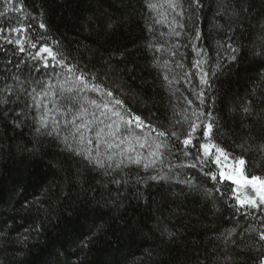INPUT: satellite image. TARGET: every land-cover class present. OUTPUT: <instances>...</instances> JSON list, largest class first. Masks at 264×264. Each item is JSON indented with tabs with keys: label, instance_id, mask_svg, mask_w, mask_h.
<instances>
[{
	"label": "trees",
	"instance_id": "trees-1",
	"mask_svg": "<svg viewBox=\"0 0 264 264\" xmlns=\"http://www.w3.org/2000/svg\"><path fill=\"white\" fill-rule=\"evenodd\" d=\"M201 2L204 7L196 14L202 33L198 47L205 48L210 58L203 67L209 72L211 87L200 84L198 70L193 67L196 52L183 46L178 51L183 54L184 68L170 65L174 69L171 75L179 83H164L162 70L154 65L147 45L171 47L177 39L181 45L189 41L185 36L161 35L171 31V16L167 23H156L160 16L147 8L145 0H12L13 8L22 3V13L37 17L30 22L35 32L45 37L41 43L51 45L58 40L69 63L94 74L96 82L112 89L146 124L168 130L183 115L191 116L194 108L211 111L220 133L217 137L214 129L216 143L236 157L243 156L249 174L264 177V157L254 151L264 141V58L253 55L254 51H264V0ZM5 7L0 3V12ZM241 7L248 11L238 20L233 12ZM20 15L9 10L7 18L0 17V25L14 26L8 18ZM196 15L189 11L178 19L185 29H191ZM39 22L46 28L39 29ZM35 32L29 30L33 37ZM5 34L19 38L16 33ZM228 36L238 48L237 60L221 57L222 67L212 75L217 42ZM0 45L6 49L0 51V74L8 57L13 64L24 59L32 65L27 53H19L15 44L0 39ZM52 47L55 50L57 46ZM158 55L161 62L169 58L167 52ZM186 71L192 74L185 77ZM18 74L22 80L27 75ZM32 75L40 78L42 73ZM201 88L205 91L204 105L195 95ZM246 106L251 116L243 113ZM135 131L139 134L141 130ZM240 144L247 150H241ZM34 148L31 155L25 151ZM183 171L200 176L198 169ZM137 173L146 183L125 186L128 190L122 191V206L115 207L109 191L114 193L116 186L103 188L108 177L99 170L72 155L59 140L37 136L30 126L14 128L10 119L0 118V264H196L194 252L199 264H235L228 259L235 255L229 251L233 245L220 244L219 234L236 225L237 219L241 228L261 227L260 213L233 218L223 204L215 203L203 191L174 179L148 180L156 171L133 166L132 176ZM137 189L144 199L136 198ZM82 242H87L86 248L81 247Z\"/></svg>",
	"mask_w": 264,
	"mask_h": 264
},
{
	"label": "snow or ice",
	"instance_id": "snow-or-ice-1",
	"mask_svg": "<svg viewBox=\"0 0 264 264\" xmlns=\"http://www.w3.org/2000/svg\"><path fill=\"white\" fill-rule=\"evenodd\" d=\"M145 2L148 9L160 16L156 23H167V18L171 16V31L161 35L177 38L185 36L189 41V44L181 45L177 39L171 47L157 43L147 45L152 52L154 65L162 70L164 83L168 86L179 83L175 76L171 75L174 69L170 68V65L184 68L183 54L178 51L183 46L191 47L196 52L198 58L193 67L198 70L200 84L211 87L209 72L203 67L210 58L205 48L198 47L202 33L198 26L200 18L196 14L204 7L201 0ZM0 3L6 5L4 11L0 12V17L7 18L9 10L21 13L18 17L8 18L14 26L0 25V39L6 44H15L17 51L27 53L32 61L29 66L24 59L15 64L11 57L6 60L5 71L0 74V118L10 119L14 128L30 126L37 136L59 140L72 155L80 157L86 165L99 170L103 176L108 177V181L102 185L103 188L108 189L109 184L116 186L114 193L109 191L115 207L122 206V191L128 190L125 186L130 183H146L145 177L138 173L132 176L135 166L145 172L156 171L155 175L147 177L148 180L174 179L187 188L203 191L204 195L215 203L223 204L233 218L246 219L260 213L259 229L252 226L241 228L237 219L236 225L221 232L217 239L222 245H233L229 251L235 255L228 259L233 260L235 264H264V177L249 174L245 167L248 161L243 156L236 157L216 143L214 129L217 137L220 133L211 111L205 113L202 108H194L191 116L183 115L181 119L175 120L172 128L168 130L146 124L139 115L132 114L126 108L124 101L119 99L112 89L96 82L94 74L86 73L78 65L69 63L59 48L58 40L52 41L51 45L41 43L45 41V37L35 32L30 22L37 20V17L22 13V3L15 8L12 0H0ZM161 9L164 11L161 12ZM189 11L196 15V19L191 29H185V24L180 22L178 17H184ZM247 11V8L241 7L234 11L233 15L239 20L241 14ZM108 27L112 28L113 25L109 24ZM38 28L45 29L46 25L39 22ZM30 29L35 32L34 37L29 34ZM9 32L19 34V38H9L5 34ZM261 39L264 40V37ZM231 40L232 37L228 36L224 42H217V62L212 75L221 69V57L232 62L237 60L238 48L233 46ZM25 45L37 51H28ZM52 45L57 46L55 50ZM0 51L6 49L0 45ZM164 52H167L169 58L161 62L158 53ZM12 55H16V52ZM253 55L264 58V51H254ZM174 57L180 59L174 60ZM9 66L15 67L18 72H11ZM49 69L51 71H48ZM19 72L27 73L23 80ZM34 72L42 73V76L36 78L32 75ZM191 74L186 71L185 77ZM54 78L57 81L55 84ZM9 80L12 82H7ZM88 93L96 95L91 97ZM195 95L200 105H204V89H199ZM186 103L192 105L193 101L186 100ZM242 111L246 116L252 115L250 107L246 106ZM135 129L141 130L140 133L137 134ZM238 147L243 151L247 150L244 144ZM248 148L251 149L252 146L249 145ZM25 151L31 155L35 153V148ZM254 151L264 157V141L258 143ZM252 166L255 167V161ZM185 169H198L200 176L183 171ZM181 175L184 179H180ZM97 195L101 194L97 192ZM136 198L144 199L139 189L136 190ZM216 210L220 211L218 208ZM81 247L86 248L87 242H82ZM194 256L196 264H199L198 254L194 252Z\"/></svg>",
	"mask_w": 264,
	"mask_h": 264
}]
</instances>
